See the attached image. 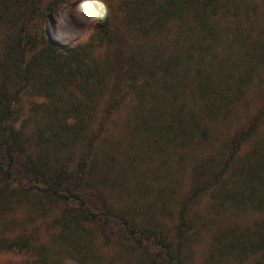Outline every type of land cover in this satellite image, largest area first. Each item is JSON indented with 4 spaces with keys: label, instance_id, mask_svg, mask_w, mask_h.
<instances>
[{
    "label": "trees",
    "instance_id": "trees-1",
    "mask_svg": "<svg viewBox=\"0 0 264 264\" xmlns=\"http://www.w3.org/2000/svg\"><path fill=\"white\" fill-rule=\"evenodd\" d=\"M62 1L50 0L42 13ZM29 6L41 14L35 0H0V25ZM96 6L99 19L86 41L61 45L44 33L17 31L6 45L0 66V255L25 256L14 264H116L100 245V232L106 240L119 233L143 250L149 264H188V215L207 194L215 216L258 217L218 228L203 264H264V102L217 155L201 161L172 227L145 225L110 200L124 168L142 156L158 160L160 171L188 143L209 141L198 113L180 102L178 86L193 84L209 121L252 100L264 80V26L253 24V0H99ZM165 34L178 47L161 56L150 42ZM120 46L126 56L117 60ZM12 77L16 91L8 87ZM125 79L139 105L128 121L131 139L120 164V145L107 152L97 149L96 138L88 148L83 144L111 81L120 90ZM25 90L34 98L30 117L20 123L14 105ZM158 90L160 103L148 109L144 103ZM121 103L116 99L112 109ZM30 127L35 134L29 135Z\"/></svg>",
    "mask_w": 264,
    "mask_h": 264
},
{
    "label": "rangeland",
    "instance_id": "rangeland-1",
    "mask_svg": "<svg viewBox=\"0 0 264 264\" xmlns=\"http://www.w3.org/2000/svg\"><path fill=\"white\" fill-rule=\"evenodd\" d=\"M49 1L35 0L37 11L41 13L39 16L33 14V9L29 6L28 10L21 9L16 13V17L14 15L13 17L10 16L11 22L0 25V66L5 62L6 45L16 35L17 31H22V34L25 32L28 36H39L44 33L51 42L61 45H76L86 41L92 35L99 19L96 6L99 0H63L53 10L42 13L48 6ZM253 2L255 13L253 24H255V27L264 26V0H253ZM42 14L45 16H42ZM150 45L151 50L155 47V50L157 49L161 56L170 55L178 47L174 36L171 34L152 38ZM125 56V47H118L114 58L119 60V58ZM123 81H125V84L121 85L120 90L117 89L118 87L114 81H111L106 95L100 100L94 121L85 135L83 144L84 149L88 148L87 146L91 140L96 138L97 149H105L107 152L117 151L116 146L120 145L119 156H121L120 158L118 156L120 164L126 160L123 155L131 139L130 136H127L128 121L131 119L133 109L139 105L138 97L135 92L132 93L130 90L131 81L127 79ZM2 82L3 80L0 81V87L4 86ZM16 82L15 77H12L9 81L8 87L12 91H16ZM174 86L176 87L178 84H174ZM178 90H180L179 93L182 97L180 102H185L190 109L198 113L201 129L202 127H208L210 137L208 142L201 139V141L198 140L200 143L191 144L190 142L185 145L181 151L171 158V167L165 165L160 171H156L158 160L149 163V160L142 156V160L135 162L134 167L129 168V170H126L125 167V171L122 170L123 174L120 176V181H118L120 183L118 191L111 194L110 200L118 207L131 212V214L135 212L138 221L145 225L149 224L148 221L153 222L154 225L159 222L161 225H167V228L176 224L174 214L176 209L180 207L183 195L189 192L192 187L196 170L201 161L205 160V157L217 155L222 150L224 143L230 138V135L239 127L245 126L249 117L264 102L263 80V82H257L255 85L252 94L253 101L249 99L250 102L238 104L228 117L209 121L203 112L202 101L193 84H182L178 86ZM29 91L31 90L29 89ZM29 91L25 90L20 95L21 101L14 105V109L20 113V123L31 115V100L34 96ZM156 91L152 87L150 93L153 94ZM159 95H161V90H158L157 94L146 101L144 105L146 104L147 107L148 104V109L152 103L158 106L160 103V100H158ZM116 99L122 103L113 110L111 105ZM35 100L41 102L43 98L35 97ZM29 129V135L35 134L32 133L35 128L30 127ZM31 143V147H35V142L32 141ZM150 151L155 150L150 148ZM144 152L147 153L148 149ZM180 155H183V157L180 158ZM147 165L151 167V173L147 172ZM169 169L172 176L165 177ZM21 175V172L18 173V180H21ZM174 190L176 194L173 193ZM211 201L210 195L206 194L197 199L196 203L190 208L188 220L190 221L191 230L188 233L189 237L184 247V258L188 264L204 263L212 237L218 228L231 222L250 223L258 217L254 214L243 217L230 216L229 214L215 216L216 214L210 210ZM163 214L167 217L165 218ZM40 226L44 227L42 223H40ZM40 226L38 227L41 230L42 227ZM97 237L105 253L116 259V264H149L147 258L142 255L143 250L138 248L137 245H132L131 241L126 240L119 233L111 234L110 240H106L100 232ZM23 259H25L23 255L5 253L0 255V264H14ZM68 263L78 264L72 260Z\"/></svg>",
    "mask_w": 264,
    "mask_h": 264
}]
</instances>
